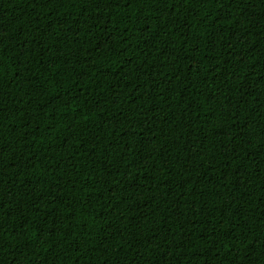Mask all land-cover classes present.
I'll return each mask as SVG.
<instances>
[{
    "label": "trees",
    "instance_id": "obj_1",
    "mask_svg": "<svg viewBox=\"0 0 264 264\" xmlns=\"http://www.w3.org/2000/svg\"><path fill=\"white\" fill-rule=\"evenodd\" d=\"M0 264H264V0H0Z\"/></svg>",
    "mask_w": 264,
    "mask_h": 264
}]
</instances>
